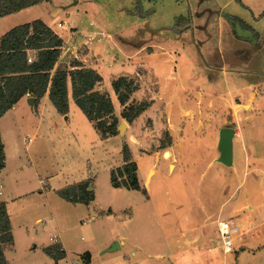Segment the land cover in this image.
<instances>
[{"label": "rangeland", "instance_id": "1", "mask_svg": "<svg viewBox=\"0 0 264 264\" xmlns=\"http://www.w3.org/2000/svg\"><path fill=\"white\" fill-rule=\"evenodd\" d=\"M182 16L191 17L192 31L196 34L235 32L258 39L262 58H256L260 76L256 82L264 83V0H44L19 13L0 18V32L10 17L13 23L20 19L42 20L64 38L60 56L62 64L65 59L83 53V45L76 49L73 46L77 47L83 38H91L96 31L111 35L113 48L102 46V49L107 51L104 56L117 59L116 66L128 63V60L135 62L146 54L135 52L142 44L150 43L165 47L171 53L176 47L181 56L193 62L196 50L189 45L191 31L184 36L186 42V39H174L173 36L169 39L165 33L172 31L176 19ZM58 22L62 25L58 26ZM77 29L91 35H79L75 33ZM181 41L187 44L182 45ZM144 60L146 64L157 63L152 58ZM144 75L136 72L129 76L135 77L139 88L143 84L141 79L145 80L148 94L154 86L152 77L149 81ZM257 103V110L252 112L254 158L250 151H246L237 124L228 117L225 126L238 132L232 140L235 164L222 167L221 162L216 163L202 178L207 160L215 153L212 147L215 141L207 137L189 151L196 164L185 172L187 176L174 175L168 179L163 175L161 179L159 174L154 175L147 189V198L142 191L117 188L110 182L111 170L122 164L121 146L124 143L128 146L126 128L122 135L118 133L108 142L100 139L75 104L71 105L68 118H65L67 114L58 113L49 101L46 106L40 105L38 111L34 108L36 106L25 103L8 110L0 118V134L6 151V165L0 173V190L3 192L0 199L13 192L33 190L32 197L21 199L32 211L26 217L30 222L23 229H15V249L22 251L21 248L33 247L34 243H49L51 234L58 232L66 251L61 264L73 261L77 264H168L160 256L168 255L175 248L171 234L174 220L180 216L177 221L185 227L184 213L188 211L189 214L191 207L197 209V214L205 216L201 203L214 213L200 220L202 223L218 217L232 220L234 244L235 236L244 232L242 226L252 225V214L243 207L246 203L244 188L250 192L249 195L251 192L264 193V92L258 95ZM115 106L119 122L121 119L125 121L120 116L123 106H119L117 101ZM150 136L151 149L166 143L164 131L160 137L158 134L152 136V133ZM130 139L139 142L134 137ZM147 160H138L140 184L145 181ZM253 168L256 169L254 176ZM84 176L91 178L95 197L89 206L67 201L50 189L63 188ZM212 176L215 179L212 180ZM260 178L262 185L259 184ZM41 185L46 187L44 196L35 201L34 196H37L35 194ZM211 185L214 190L212 188L205 193L204 190ZM36 215L42 217L39 224L33 223ZM167 235L170 236L168 240ZM121 239L124 242L119 247L109 250L114 242ZM208 241L219 242L218 233ZM234 251L233 247L230 252ZM87 253L89 259L86 258ZM263 257L253 263L250 260L249 264H264Z\"/></svg>", "mask_w": 264, "mask_h": 264}, {"label": "crops", "instance_id": "2", "mask_svg": "<svg viewBox=\"0 0 264 264\" xmlns=\"http://www.w3.org/2000/svg\"><path fill=\"white\" fill-rule=\"evenodd\" d=\"M11 19L13 18L10 17L7 26L0 32V37L16 25L33 21L31 19H20L16 23H13ZM192 30V20H190V26L186 31L175 32L172 29V31L165 33H167L169 39L172 36L175 37L174 39H186L184 36L191 31L189 45L193 46L196 50V54L192 58L193 62H190L187 57L181 56V53H178L179 49L176 47H174V51L171 53L165 47L158 46V44L151 45L150 43L142 44L135 52L140 54L146 52L145 55L136 59L135 62L128 60V63H119L118 66L115 65L117 59L113 58V56L107 58L104 56L107 51L102 49V46L113 48L112 45L114 43L111 42L110 34L104 31H96L91 35L84 31L80 32L79 29L75 32L79 33V35L81 33L91 35L89 39L83 38V41L77 44V47L73 46V49L82 45L84 46V52L78 53V55L75 54V57L86 66L95 68L102 75L103 81L99 87L107 90L110 94L114 106V114L117 117L119 112L116 110L115 101L118 102V100L111 87L112 78L120 75L129 76L136 72L138 75H140V72L145 74V79L149 81L150 77H152L151 83L154 86V90L151 93H146L145 85L147 84L145 80L141 79V82H143L142 86L140 85V88L130 98V100L135 99L138 101L146 99L151 104L132 122L128 123L125 120V136L128 140L132 160L137 165V177L139 175L138 160L148 159L145 181L143 184H140L146 190V198L149 197L147 189L154 175L159 174L158 176L161 179L163 175L168 177V179H171L174 175L186 177L185 172L193 169V166L196 164L194 155L189 154V151H192L199 141L211 137L215 141V144L212 146L215 149V153L205 164L206 167L201 174V177L204 178L207 170L216 163H219V131L225 126L228 117H230L232 122L237 124L239 133L243 135V145L246 146V151H250L252 158H254L252 150V112L257 110L255 106L258 105V95L264 92V83L256 82L258 77H260L257 73L259 60L256 58L259 56L262 58V46L257 47V39H253L244 33L226 32L222 34L220 32L209 31L196 34ZM95 34H98L100 37H94ZM185 42L181 41V44H187ZM252 54L256 60L252 58ZM126 58L130 59V57ZM144 58H152L157 63L146 64ZM138 68L139 70H137ZM146 96L148 98H145ZM28 97H30L28 94L23 96L10 110L23 105L22 103L29 105L27 102ZM48 101L46 93L34 108L38 111L37 108L40 105L41 107L48 105ZM72 104L75 103L69 97V109ZM118 104L121 106L119 102ZM69 109L67 115L65 114V118H68ZM163 131L169 133L171 137L170 145L166 148L160 149L156 147L151 149L149 146L150 133H152V136L158 134V137H160ZM237 133L234 129L232 140ZM115 137L117 136L114 135L103 140L109 142ZM130 137H134L139 142H136V140L132 141ZM233 149L234 146H232V163L230 166L235 164ZM4 152L6 154L5 146ZM121 163L123 164L122 156ZM223 165L226 166L222 163V167H224ZM255 170L253 168L252 175ZM213 177L212 180L215 179ZM250 178L252 180V176ZM87 180V189L93 192L90 177L84 176L81 180L74 183ZM40 182L41 179H39ZM248 184L250 185V183ZM259 184L262 185L261 178ZM45 188L42 185L38 188V194L34 196L36 197L35 201L41 200V197L44 196ZM50 189L55 193L59 190L52 187ZM210 189L213 191L214 186H208L204 192L207 193ZM244 190L246 203L243 207H247L249 213L252 214V225H243L242 229L244 232L235 236V243L232 248L234 247L236 252H224L221 241H208L212 235L213 237L217 235L216 223L223 219L218 217L217 219L202 223V220L211 215L213 216L214 213L212 214V211L204 207V203H201L200 207L203 209L205 216L197 214V209L191 207L189 214L188 211L187 214L186 212L184 213L186 215V218H183L185 227H181V223H178L180 216H178V221L174 220L172 226L173 233L171 234L174 236L175 248L170 250L168 255H161L160 258L164 259L168 264H249L250 260H252V263L258 261L262 255L264 256V243H262L264 241V193L258 195L251 192V195H249L250 192L246 188ZM2 194L3 192L0 190V195ZM32 196L33 190H27L25 192H13L7 195V197L0 199V201H4L6 204L13 236V244L5 250L7 263L61 264L65 258L66 251L63 242L59 239L58 232L51 234L49 243H34L33 247L21 248L22 251L15 249V229H23L26 223L30 222L26 217L32 211V208L26 206V203L21 199ZM210 197L212 198L213 196ZM94 201L93 192V199L86 206L91 205ZM41 222L42 217L36 215L33 223L39 224ZM212 223H215V226ZM238 236H241V238H238ZM169 237L167 235L166 239L168 240ZM116 242L120 246L124 240L121 239ZM52 244H57L60 250L64 252V257L57 261L44 250Z\"/></svg>", "mask_w": 264, "mask_h": 264}, {"label": "trees", "instance_id": "3", "mask_svg": "<svg viewBox=\"0 0 264 264\" xmlns=\"http://www.w3.org/2000/svg\"><path fill=\"white\" fill-rule=\"evenodd\" d=\"M44 0H0V18L18 13L37 5ZM191 17H178L172 26L175 32L186 31ZM257 38V37H256ZM256 46H260L258 39ZM63 38L42 20L16 25L0 37V118L10 110L23 96L34 97L33 105L47 93L55 110L65 115L69 109V97L82 111L100 139L118 134L119 118L114 114V106L107 90L99 85L102 75L92 67L86 66L75 56L61 63ZM30 59V60H29ZM135 77L120 75L112 78L111 87L118 102L123 106L120 116L128 123L136 119L151 104L148 100H130L138 88ZM161 148L171 143V137L164 131ZM123 164L110 172L111 185L142 191L137 177V165L132 160L131 151L124 143L121 146ZM5 166L4 145L0 134V171ZM88 180L67 185L57 194L73 203L87 204L93 199L92 190H88ZM13 244V236L6 204L0 201V264H8L5 250ZM45 252L57 261L64 252L57 244L46 247Z\"/></svg>", "mask_w": 264, "mask_h": 264}, {"label": "water", "instance_id": "4", "mask_svg": "<svg viewBox=\"0 0 264 264\" xmlns=\"http://www.w3.org/2000/svg\"><path fill=\"white\" fill-rule=\"evenodd\" d=\"M28 104L32 105L34 102V97L30 96L27 99ZM126 128V123L124 120L119 122L117 126V131L119 135H122L124 129ZM234 135V129L229 126H224L219 131V142L218 149L220 150V156L218 161L225 164L231 165L232 163V137ZM118 243L114 242V244L109 248V250L118 247ZM86 258L89 259V254H86Z\"/></svg>", "mask_w": 264, "mask_h": 264}, {"label": "built area", "instance_id": "5", "mask_svg": "<svg viewBox=\"0 0 264 264\" xmlns=\"http://www.w3.org/2000/svg\"><path fill=\"white\" fill-rule=\"evenodd\" d=\"M57 25L58 26H61L62 23L58 22ZM263 183H264V179H263ZM217 228H218V235H219L221 244L223 246V251L224 252H230L232 250V246H233V240H232V232H233L232 220L231 219L219 220L217 222ZM71 264H77V262L76 261H73Z\"/></svg>", "mask_w": 264, "mask_h": 264}]
</instances>
